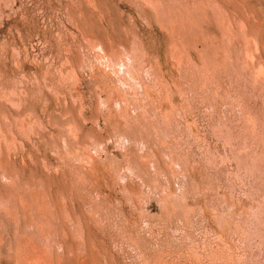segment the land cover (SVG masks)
<instances>
[{
  "label": "rangeland",
  "instance_id": "rangeland-1",
  "mask_svg": "<svg viewBox=\"0 0 264 264\" xmlns=\"http://www.w3.org/2000/svg\"><path fill=\"white\" fill-rule=\"evenodd\" d=\"M148 1L0 0V264H264V0Z\"/></svg>",
  "mask_w": 264,
  "mask_h": 264
},
{
  "label": "bare ground",
  "instance_id": "bare-ground-1",
  "mask_svg": "<svg viewBox=\"0 0 264 264\" xmlns=\"http://www.w3.org/2000/svg\"><path fill=\"white\" fill-rule=\"evenodd\" d=\"M146 1L149 3L148 0H146ZM172 1H173V3L175 2L174 0H172ZM172 1H171V2H170V1H167V2H170L169 5H171V4H173ZM176 1L178 2V0H176ZM182 1H185V0H182ZM199 1H200V0H199ZM199 1H197V2L199 3ZM154 2H156V1H154ZM157 2H159V3H157ZM157 2H156L155 4L163 3L162 1L160 2V0H159V1L157 0ZM177 2H176V4L178 5ZM188 2H189V1H186V3H188ZM195 2H196V1H195ZM195 2H194V3H195ZM202 2H204V1L201 0V5H203ZM181 3H182V2H181ZM181 3L179 2V6L181 5ZM186 3H184V4L186 5ZM190 3H191V2H190ZM190 3H189V6H190ZM152 4H153V0H152L151 3H150V7L152 6ZM174 4H175V3H174ZM184 4H183V5H184ZM192 4H193V3H192ZM199 4H200V3H199ZM163 5H166V4L164 3ZM185 5H184V6H185ZM153 6H155V8H157L156 5L153 4ZM153 6H152V9H153ZM157 6H158V5H157ZM159 6H160L161 9L164 10V12H163L162 10H159V11H162V13H161L162 15H163V13H165L166 10H168V8H170V7L167 8L166 6L164 7V6H162L161 4H160ZM159 6H158V8H159ZM161 6L164 7L166 10H165L164 8H162ZM174 6H175V5H174ZM179 6H178V7L175 6V7H177V8L180 9ZM191 6H192V5H191ZM191 6H190V8H191ZM194 6H196V3H195ZM198 6H199V5H198ZM185 7H186V6H185ZM187 7H188V6H187ZM158 8H157V9H158ZM173 8H174V7H173ZM195 8H196V10H198V11L200 10V9H197L198 7H195ZM195 8H193L194 11H195ZM157 9H155V10L157 11ZM174 9H175V8H174ZM179 9H177V10H179ZM169 10H170V9H169ZM169 10H168L164 15L168 14V13H169ZM171 10H172V9H171ZM177 10H176V11H177ZM182 10H183V9H182ZM189 10H190V9H189ZM189 10H188V11H189ZM201 10H202V9H201ZM159 11H158V13H159ZM180 12H181V9H180ZM183 12H184V11H183ZM183 12H182L181 14H183ZM189 12H190V11H189ZM195 12H196V11H195ZM195 12H194V13H195ZM201 12H202V11H201ZM176 13H177V12H176ZM190 13H191V12H190ZM170 14H171V11H170ZM200 14L202 15V13H200ZM162 15H161V16H162ZM194 15H195V14H194ZM197 15H198V14H197ZM167 16H168V15H167ZM171 16H172V15H170V17H171ZM159 17H160V15H159ZM163 17H164V16H163ZM163 17H162V18H163ZM168 17H169V16H168ZM168 17H167V18H168ZM179 17H180V16H179ZM185 17H186V15H185ZM191 17H192V16H191ZM195 17H196V16H195ZM160 18H161V17H160ZM164 18L166 19V17H164ZM173 18H174V17H173ZM197 18H198V17H196V19H197ZM202 18H203V17H202ZM202 18H201V19H202ZM165 19H163V20H165ZM176 19H177V18H176ZM181 19H182V18H181ZM190 19H191V18H190ZM163 20H161V21H163ZM170 20H172V19L170 18ZM182 20H183V19H182ZM158 21H159V19H158ZM161 21H160V22H161ZM174 21H175V20H173V22L171 21V22L169 23V22H168V19L165 20V22H168V23H166V24H170V25H172L171 23H174ZM165 22H164V23H165ZM176 23H177V22H176ZM184 23H185V21H184ZM195 23H196V22H195ZM197 23H198V22H197ZM162 24H163V23H162ZM162 24H161V25H162ZM179 24H180V22H179ZM186 25H187V24H186ZM162 27H163V26H162ZM167 27H169V26L167 25ZM170 27H171V26H170ZM165 28H166V27H165ZM165 28H164V29H165ZM192 28H194V27H192ZM196 28H197V25H196L195 29H196ZM168 29H169V28H168ZM168 29H167V30H168ZM173 29H174V28H173ZM175 29H176V28H175ZM186 30H187V28H186ZM179 31H180V30H179ZM194 31H195V30H194ZM96 32H97V31H96ZM174 32H175V30H174ZM179 33H180V32H179ZM191 33H192V32H191ZM196 33H197V32H196ZM136 36H137V35H136ZM190 36H191V35H190ZM194 36H196V35H194ZM180 39H181V38H180ZM182 39H183V38H182ZM95 42H96V41H95ZM98 43H100V42H98ZM96 44H97V43H96ZM96 44L94 43L95 46H96ZM175 44H176V43H174V45H175ZM100 45H102V44L100 43ZM100 45L97 46V47H100ZM95 46H94V47H95ZM175 46H176V45H175ZM97 47H96V49H97ZM102 47H103V46H102ZM171 47H172V46H171ZM100 48H101V47H100ZM97 50H98V49H97ZM102 50H103V49L101 48V51H102ZM99 51H100V49H99ZM135 57H136V56H135ZM138 58H139V57H138ZM139 60H141V58H140ZM91 61H92V60H91ZM99 62L102 63V60H99ZM99 62H98V63H99ZM135 62H136V61H135ZM91 63H92V62H91ZM103 63H104V61H103ZM103 63H102V64H103ZM106 63H107V62H106ZM139 63H140V61H139ZM92 64H94V63H92ZM95 64H97L96 61H95ZM137 64H138V63H137ZM99 65H100V64H99ZM104 65H105V64H104ZM134 65H135V64H134ZM140 65H141V64H140ZM140 65H139V66H140ZM185 65H186V64H185ZM187 65H189V64H187ZM94 66H95V65H94ZM139 66H138V67H139ZM202 66H203V65H202ZM189 67H190V66H189ZM203 67H204V66H203ZM205 68H206V67H205ZM186 69H187V68H186ZM190 69L192 70L191 67H190ZM194 69H196V68H194ZM201 69H202V68H201ZM201 69H198V70H201ZM196 70H197V69H196ZM202 70H204V69H202ZM202 70H201V71H202ZM147 71L149 72V70H147ZM147 71H145V72L148 73ZM205 71L207 72L208 69L205 70ZM205 71H204V72H205ZM193 72L196 73L195 70H194ZM204 72H199V73H200V74H201V73L204 74ZM149 73H150V72H149ZM149 73H148V75H149ZM186 73H187V71H186ZM195 73H194V74H195ZM188 74H189V73H188ZM150 75H151V74H150ZM198 75H199V74H197V76H198ZM205 75H206V74H205ZM194 76H195V75H194ZM145 77L148 78V76L144 75V78H145ZM183 84H184V83H183ZM75 86H76V85H75ZM167 92H168V91H167ZM170 92H171V93H170ZM0 93H1V91H0ZM169 93H170V94L168 95V96H169L168 98L170 99V97H173L172 94H174V93H172V91H169ZM4 94H5V93H4ZM12 94H13V93H12ZM2 95H3V93H2ZM0 96H1V95H0ZM161 96H162V94H161ZM143 98L146 99L145 96H143ZM161 98H162V97H161ZM171 99H172V98H171ZM141 100H142V99H141ZM13 103H14V101H13ZM15 103L17 104L18 102H15ZM15 103H14V104H15ZM171 103H172V102H171ZM18 105H19V104L16 105L17 108H19V106H20V105H19V106H18ZM174 105H175V104H174ZM175 106H176V105H175ZM175 106H174V107H175ZM20 107H21V106H20ZM19 109H21V108H19ZM171 110L174 111V109H171ZM177 111H178V110H177ZM177 111H176V112H177ZM167 112H168V111H167ZM169 112H172V111H169ZM174 113H175V112H173V114H174ZM20 114H21V113H20ZM168 114H171V113H168ZM175 114H176V113H175ZM21 115H22V114H21ZM162 115H163V114H162ZM166 115H167V114H166ZM17 116H18V115H17ZM169 116H170V115H169ZM18 117H20V116H18ZM166 117H168V116H166ZM171 117H172V116H171ZM21 118H22V116H21ZM162 118H163V117H162ZM168 118H170V117H168ZM173 118H174V115H173L172 119H173ZM175 118H176V117H175ZM163 119H164V120H163L164 122H165V121H168L167 118H163ZM165 119H166V120H165ZM163 121H162V122H163ZM170 121H172V120H169V122H170ZM165 123H166V124H165ZM165 123H164V126H165V125L170 126V125H168V124H169L168 122H165ZM167 123H168V124H167ZM170 124H171V122H170ZM1 131H2V128H1ZM1 133H2V132H1ZM4 134H5V132H3V134H2V135H3L2 140L5 138L4 136H5L6 134H5V135H4ZM2 135L0 134V136H2ZM120 135H122V134H120ZM24 136H27V135H24ZM7 137H8V135H7ZM7 137H6V138H7ZM12 137H14V136H12ZM119 137H120V136H119ZM119 137H118V139H119ZM116 138H117V137H116ZM8 139H9V137H8ZM8 139H7V140H8ZM11 139H12V138H10V140H11ZM13 139L16 140V138H13ZM13 139H12V140H13ZM127 139H128V138H127ZM7 140L5 139L4 141H5L6 143H9V142L11 143V141L7 142ZM119 140H120V139H119ZM130 140H131V139H130ZM132 140H133V139H132ZM14 142H15V141H14ZM14 142L12 141V143H14ZM6 143H5V144H6ZM10 143H9V144H10ZM12 143H11V144H12ZM16 143H17V141H16ZM0 144H1V143H0ZM14 144H15V143H14ZM6 145H7V144H6ZM9 147H10V145H9ZM12 147H13V146H12ZM0 148H1V146H0ZM7 149H8V147H7ZM10 149H11V148H10ZM10 149H9V150H10ZM13 149H14V148H13ZM1 151H2V149H1ZM10 151H11V150H10ZM2 154H3V153H2ZM238 155H239V154H238ZM9 157H10V155H9ZM240 158H241V157H240ZM238 159H239V158H238ZM24 163H25V162H24ZM134 165H136V163H135ZM132 167H133V166H132ZM136 167H138V166L136 165ZM134 169H135V168H134ZM137 169H138V168H137ZM139 169H140V168H139ZM3 170H4V169H3ZM3 170H2V172H3ZM132 170H133V169H132ZM142 170H143V169H142ZM4 172H5V171H4ZM4 172H3V173H4ZM141 173H142V172H141ZM5 175H6V174H5ZM19 176H20V175H19ZM4 177H5V176H4ZM4 177H3L2 180H4ZM9 177H11V176H9ZM13 178L15 179V177H13ZM17 178H18V176H17ZM7 179H8V178H7ZM14 179L11 178V181L14 180ZM147 179H148V178H147ZM5 181H6V179H5ZM7 181H10V179L7 180ZM16 181H17V180L12 181V183L15 184ZM41 181H42V180H41ZM39 182H40V181H39ZM42 182H43V181H42ZM8 183H9V182H8ZM5 184H7V183H5ZM9 184H10V183H9ZM9 184H7V185H9ZM13 184H11V185H13ZM17 184H18V183H17ZM19 184H20V183H19ZM11 185H10L9 187H11ZM16 186H18V185H16ZM26 186H28V184H27ZM12 187H14V186H12ZM30 187H31V186H30ZM14 188H15V187H14ZM16 188H17V187H16ZM22 188H23V187H22ZM22 188H21V189H22ZM41 188H42V187H41ZM11 189H12V188H11ZM17 189H18V188H17ZM27 189H29V188H27ZM31 189H32V188H31ZM14 190H15V189H14ZM18 190H19V191H24V190H20V189H18ZM27 191H28V190H27ZM35 191H36V190H35ZM31 192H32V190H31ZM15 193H16V192H15ZM17 194H18V193H17ZM20 194H21V193H20ZM12 195H13V194H12ZM14 195H16V194H14ZM14 195H13V197H14ZM19 196H20V195H19ZM23 196H25V195H23ZM10 197H11V196H10ZM29 197H30V196H29ZM16 198H17V197H16ZM20 198H22V197H20ZM37 198H38V197H37ZM5 199H6V198H5ZM9 199H10V198H9ZM9 199H8V200H9ZM11 199H12V197H11ZM42 199H43V198H42ZM22 200H23V199H22ZM0 201H2V199H1ZM4 201H5V200H4ZM11 201H12V200H11ZM33 201H34V200H33ZM7 202H8V201H7ZM13 202H14V201H13ZM13 202H12V203H13ZM23 202L26 203L25 201H23ZM2 203H3V202H2ZM2 203H0V204H2ZM4 203H5V202H4ZM4 203H3V204H4ZM63 203H64V202H63ZM3 204H2V206L5 207L6 205H5V204L3 205ZM8 204H9V202H8ZM8 204H7V206H8ZM10 204H11V203H10ZM10 204H9V206H11ZM16 204H17V201H16ZM16 204H15V205H16ZM22 204H23V203H22ZM22 204H21V205H22ZM44 204H45V203H44ZM44 204H41V205H44ZM12 205H13L12 208H14V204H12ZM9 206H8L7 208H9ZM51 206H52V204H51ZM53 206H54V205H53ZM16 207H17V206H15V208H16ZM23 207H24V206H23ZM44 207H45V206H44ZM55 207H56V206H55ZM65 207H66V206H65ZM65 207H64V208H65ZM0 208H2V207H0ZM12 208H10L8 211L11 212L10 210H11ZM18 208H19V207H18ZM35 208H36V207H35ZM16 209H17V208H16ZM16 209H14V210L16 211ZM27 209H28V208H27ZM43 210H44V209H43ZM46 210H47V209H46ZM65 210H66V209H65ZM1 211H2V210H1ZM5 211H7V210H5ZM8 211H7V212H8ZM19 212H20V211H19ZM24 212L26 213L25 209H24ZM44 212H45V211H44ZM66 212L68 213V211H66ZM66 212H65V213H66ZM30 213H32V212H30ZM7 214H8V213H7ZM12 214H15V213L13 212ZM12 214H11V216H12ZM19 214H20V213H19ZM46 214H47V213H46ZM8 215H9V214H8ZM8 215H7V216H8ZM16 215H17V214H16ZM43 215H44V214H43ZM66 215H67V216H65V217H66V218L68 217L69 220H70V215H71L70 212H69V214H66ZM68 215H69V216H68ZM17 216H19V215H17ZM37 216H38V215H37ZM44 216H45V215H44ZM52 216H53V215H52ZM9 217H10V216H9ZM13 217H14V216H13ZM13 217H12V218H13ZM19 217H20V216H19ZM41 217H43V216H41ZM15 218H16V216H15ZM46 218H47V217H46ZM50 218H51V217H50ZM52 218H53V217H52ZM72 218H73V217H72ZM17 219H18V218H17ZM48 219H49V218H48ZM48 219H47V220H48ZM12 220H13V219H12ZM36 220H37V219H36ZM41 220H43V219H41ZM66 220H67V219H66ZM13 221H14V220H13ZM16 221H17V220H16ZM70 221H71V220H70ZM14 222H15V221H14ZM43 222H45V221H43ZM59 222H60V221H59ZM59 222H58V223H59ZM71 222H72V221H71ZM15 223H16V225H18L17 222H15ZM18 223H20V222L18 221ZM41 223H42V222H41ZM60 223H61V222H60ZM74 223H75V221H74ZM72 224H73V223H72ZM32 225H33V224H32ZM37 225H38V224H37ZM44 225H45V224H44ZM46 225H47V224H46ZM48 225H49V224H48ZM54 225H55V224H54ZM60 225H61V224H60ZM75 226H77V224L74 225V228H75ZM17 227H18V226H17ZM30 227H31V226H30ZM30 227H29V231H31V230H30V229H31ZM42 227H43V226H42ZM51 227H52V224H51ZM53 228H54V227H53ZM55 228H56V227H55ZM72 228H73V227H72ZM41 229H42V228H41ZM63 229H64V228H63ZM66 229H67V228H66ZM77 229H78V228H77ZM27 230H28V229H27ZM32 230H33V229H32ZM42 230H43V229H42ZM44 231H45V228H44ZM53 231H54V230H53ZM65 231H66V230H65ZM73 231H75V229H73ZM17 232H18V231H17ZM33 232H34V231H33ZM47 232H48V231H47ZM81 232H83V231H81ZM19 233H20V232H19ZM19 233H18V235H19ZM35 233H36V232H35ZM30 234H31V233H30ZM41 234H42V233H41ZM49 234H50V232H49ZM49 234H47V236H46L45 238H44V236H42V238H44L45 240L47 239V237L50 238V235H49ZM82 234H83V233H82ZM21 235H23V234H20V236H21ZM43 235H44V233H43ZM45 235H46V234H45ZM56 235H57V234H56ZM65 235H66V234H65ZM25 236H27V235H25ZM37 236H38V235H37ZM54 236H55V235H54ZM22 237H23V236H22ZM28 237H29V236H28ZM39 237H40V235H39ZM57 237H58V235H57ZM67 237H68V235H67ZM49 238H48V239H49ZM51 238H52V237H51ZM51 238H50V239H51ZM30 239H31V238H30ZM32 239H33V238H32ZM44 239H43V240H44ZM38 240H40V239L38 238ZM56 240H57V239H56ZM33 241H34V240H33ZM33 241H32V242H33ZM41 241H42V240H41ZM46 241H47V240H46ZM51 241H53V240L51 239ZM26 242H27V241H26ZM30 242H31V240H30ZM49 242H50V240H49ZM55 242H56V241H55ZM55 242H54V243H55ZM83 242H84V241H83ZM39 243H40V242H39ZM44 243L46 244V242H43V248H44V245H45ZM52 243H53V242H52ZM54 243H53V244H54ZM28 244H29V243H28ZM33 244H34V243H33ZM49 244H50V243H49ZM49 244H48V245H49ZM58 244L60 245V243H58ZM26 245H27V243H26ZM29 245H30V244H29ZM54 245H55V244H54ZM59 245H58V247H59ZM61 245H62V244H61ZM21 246H22V245H21ZM27 246H28V245H27ZM31 246H32V244H31ZM34 246H36V245L34 244ZM39 246H40V245H39ZM39 246H37V247H39ZM45 246H46V245H45ZM83 246H84V245H83ZM32 247H33V246H32ZM52 247H53V246H52ZM60 247H62V246H60ZM60 247H59V248H60ZM45 248H46V247H45ZM47 248H48L47 251H48L49 253H52V254H53V252H52L53 250H52V251H49V246H48ZM47 248H46V249H47ZM59 248H58V249H59ZM34 249H35V248H33V251H34ZM46 249H45V251H46ZM62 249H63V248H62ZM62 249H61V250H62ZM29 250H30V249H29ZM36 250H37V249H36ZM39 250H41V249H39ZM42 250H43V249H42ZM42 250H41V253H42ZM61 250H60V251H61ZM47 251H46V252H47ZM60 251H59V252H60ZM86 251H87V250H86ZM10 252H11V251H10ZM28 252H29V251H28ZM48 252H47V253H48ZM57 252H58V251H57ZM79 252H81V251H79ZM30 253H31V251H30ZM38 253H40V252H37V253H35V254H29V255L27 256V262H28V261H29L30 263H31V262H34V263H36V264H53V261H51L52 259L50 258V256H47V253H43L44 255H43V254H38ZM49 253H48V255H49ZM62 253H63V252H62ZM72 253H73V252H72ZM25 254H26V253H25ZM45 254H46V256H45ZM58 255H61V254L58 253ZM52 256H53V255H51V257H52ZM62 256H64V255H62ZM59 257H60V256H59ZM49 258H50L51 260H50ZM25 259H26V258H25ZM58 259H59V258H58ZM49 260H50V262H49ZM60 260H61V259H60ZM58 261H59V260H58ZM94 263H95V262H94ZM96 263H97V262H96ZM103 264H104V263H103Z\"/></svg>",
  "mask_w": 264,
  "mask_h": 264
}]
</instances>
